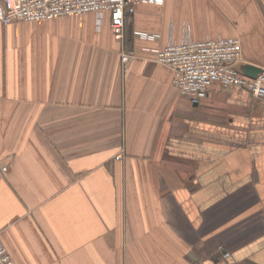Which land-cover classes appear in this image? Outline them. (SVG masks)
<instances>
[{"label": "crops", "instance_id": "crops-1", "mask_svg": "<svg viewBox=\"0 0 264 264\" xmlns=\"http://www.w3.org/2000/svg\"><path fill=\"white\" fill-rule=\"evenodd\" d=\"M126 15L123 43L109 11L0 21L1 241L17 264H264V98L192 103L155 60L189 28L240 37L263 76L264 0Z\"/></svg>", "mask_w": 264, "mask_h": 264}, {"label": "built area", "instance_id": "built-area-1", "mask_svg": "<svg viewBox=\"0 0 264 264\" xmlns=\"http://www.w3.org/2000/svg\"><path fill=\"white\" fill-rule=\"evenodd\" d=\"M161 0H2L0 21H42L56 17L94 13L99 23L105 12L111 14V27L115 38L121 43L125 39L126 14L135 11L141 2ZM144 37L159 35L139 32ZM133 51H122L126 64L134 56ZM243 59L242 41L238 36L207 37L194 39L190 29L180 40L170 39L156 49L155 60L170 67L174 73L173 83L180 93L192 103L201 102L215 84L223 87H241L256 97L264 98V75L249 77L243 73L239 63ZM123 157L119 152L116 159ZM6 167H3L5 170ZM222 250L223 247H220ZM229 252L224 251V256ZM0 264H17L0 239Z\"/></svg>", "mask_w": 264, "mask_h": 264}, {"label": "water", "instance_id": "water-1", "mask_svg": "<svg viewBox=\"0 0 264 264\" xmlns=\"http://www.w3.org/2000/svg\"><path fill=\"white\" fill-rule=\"evenodd\" d=\"M243 72L249 77H257L263 72V69L259 66L247 63L243 65Z\"/></svg>", "mask_w": 264, "mask_h": 264}]
</instances>
